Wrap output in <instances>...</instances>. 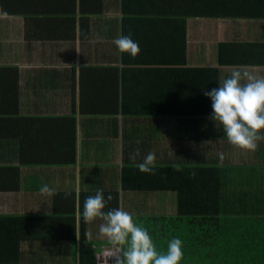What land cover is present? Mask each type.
Wrapping results in <instances>:
<instances>
[{
	"label": "crops",
	"instance_id": "obj_1",
	"mask_svg": "<svg viewBox=\"0 0 264 264\" xmlns=\"http://www.w3.org/2000/svg\"><path fill=\"white\" fill-rule=\"evenodd\" d=\"M175 6L0 0V216L28 218L0 226V250L18 241V264H112L122 249L99 232L101 217L84 219V199L101 188L112 195L105 211L177 215V183L162 181L154 168L192 173L220 165L223 216H264V139L248 149L229 142L209 116L168 112L201 101L202 86L216 87L234 68L264 76V67H220L211 85L212 72L203 77L202 68L138 64L186 54L188 66H218L222 43L264 44V19L189 18L185 30L168 16ZM120 35L139 42L137 56L118 51ZM75 141L76 163L56 162L72 156ZM149 151L156 154L153 171L142 172L136 163ZM43 184L55 192L42 193ZM73 215L75 230L64 219Z\"/></svg>",
	"mask_w": 264,
	"mask_h": 264
},
{
	"label": "trees",
	"instance_id": "obj_2",
	"mask_svg": "<svg viewBox=\"0 0 264 264\" xmlns=\"http://www.w3.org/2000/svg\"><path fill=\"white\" fill-rule=\"evenodd\" d=\"M168 1L171 5L180 3V7H171L167 12H169L168 16L180 20L185 30L189 18L264 19V8H262L264 7V0ZM176 8L179 9L171 11ZM156 12L161 16H165L162 14H167L164 11L163 13L161 11ZM26 33L28 38L35 36L29 29ZM218 58V66H188L186 54L179 57L144 58L143 60H139L138 64L140 68H192L193 70L202 68L200 72L202 71L203 77L209 75L205 72H212V85L219 80L218 68L220 67H264V44L222 43L219 46ZM190 69H188V72ZM211 88L214 87L211 86ZM206 89H210V85L202 86L201 101L195 102L193 105L190 100H187L183 109L179 108L168 112L176 114L195 113L209 116L212 109L210 98L204 95V90ZM180 90L185 97L189 96V90ZM190 97H192V94ZM7 101L11 105V110L15 109L13 105L15 102L14 97L8 96ZM9 115L12 120V116L15 114L9 113ZM60 161L69 164L76 163V141L73 145L72 156L67 161L59 159L56 162L59 163ZM154 169L159 171V175H161V178H159L162 181L163 177L165 179L168 178L170 183L175 180L174 182L177 185L174 188L177 187L176 189H178L180 194L179 213L177 215L134 217L148 229L158 249L166 248L169 239L179 237L183 242L184 251L181 264H264V216L257 215L248 218L246 216H223L222 178L224 173L222 172L224 170H222L220 165H215L211 168L193 169L192 173L189 171L192 169L185 168H171L169 170L167 168ZM195 171L200 172L198 178L195 176ZM166 174H169V176ZM194 178H196V181H194ZM168 187L170 186H161V188ZM23 219L28 220V218L24 217L0 216V226L4 224L10 227L8 224L10 223L14 225L12 227H15ZM58 219L62 220L63 218ZM64 219L68 223L71 222L73 230H75L76 217L73 215ZM30 220H34V218H30ZM28 225L30 228L33 227L31 223ZM37 226L40 227L39 223ZM40 231L42 232V229ZM41 234L37 232L32 235L33 237H38ZM8 244V247L3 248L4 250H0V260H4H2L3 262L0 261V264H18L20 261L18 241H15L13 244L9 242Z\"/></svg>",
	"mask_w": 264,
	"mask_h": 264
},
{
	"label": "clouds",
	"instance_id": "obj_3",
	"mask_svg": "<svg viewBox=\"0 0 264 264\" xmlns=\"http://www.w3.org/2000/svg\"><path fill=\"white\" fill-rule=\"evenodd\" d=\"M114 44L119 52L133 57L141 51L139 42L131 35L117 36ZM204 95L211 100L209 118L216 128L222 126L229 142L255 149L257 142L264 139V76L234 68L216 87L204 90ZM137 154H130V159L135 160ZM155 159V152L149 151L136 167L151 172ZM40 191L51 194L55 188L43 184ZM111 200V194L106 196L98 188L95 195L85 197L82 214L86 221L101 217L99 232L123 249L112 256V264H181L184 251L179 237L169 239L166 248L158 249L151 233L130 211L119 207L104 210Z\"/></svg>",
	"mask_w": 264,
	"mask_h": 264
}]
</instances>
